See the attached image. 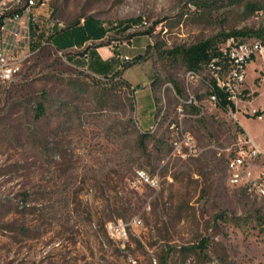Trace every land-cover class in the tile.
Returning <instances> with one entry per match:
<instances>
[{"label":"rangeland","instance_id":"1","mask_svg":"<svg viewBox=\"0 0 264 264\" xmlns=\"http://www.w3.org/2000/svg\"><path fill=\"white\" fill-rule=\"evenodd\" d=\"M36 14L44 29L113 25L121 74L79 70L32 30L37 49L0 88V264H264V193L233 185L226 166L240 136L264 151V59L246 66L237 120L174 52L237 30L263 40L264 0H45ZM188 136L198 151L184 155L174 140ZM183 247H196L185 263Z\"/></svg>","mask_w":264,"mask_h":264},{"label":"built area","instance_id":"2","mask_svg":"<svg viewBox=\"0 0 264 264\" xmlns=\"http://www.w3.org/2000/svg\"><path fill=\"white\" fill-rule=\"evenodd\" d=\"M38 6L41 5H35V0H0V88L8 86L19 75L26 58L37 49L32 46L36 42L32 38V30L35 29L37 35L44 32L48 36L52 27L57 24V21L52 20L45 29L42 28V20L36 17ZM46 36L42 44L49 42ZM255 57L264 59L263 40H248L242 36L229 35L220 43L216 55L200 69H189L186 74L192 77V80H208L209 101L212 103L219 104L218 94L213 91L215 87L225 91L229 100L226 109L239 120V104L243 101L242 94L246 85V66ZM123 58L127 60L129 56ZM192 105L201 107L197 98L192 101ZM178 107L185 115V107L181 104ZM251 113L258 119L263 116L257 108H253ZM150 127L154 128L153 125ZM183 145L188 149L183 152L184 155L198 151L191 136L174 140V148L178 152H181ZM232 149H237V156L226 161L229 181L233 185L243 187L250 195H253V190L264 192V151L249 135L240 136ZM137 173L139 180H144L152 186L158 184L156 177L144 170H138ZM140 222V219L136 220V223ZM118 232L120 238L127 237L126 224L122 221L119 223Z\"/></svg>","mask_w":264,"mask_h":264},{"label":"crops","instance_id":"3","mask_svg":"<svg viewBox=\"0 0 264 264\" xmlns=\"http://www.w3.org/2000/svg\"><path fill=\"white\" fill-rule=\"evenodd\" d=\"M42 6L36 8V13L42 10ZM102 25L105 23L103 22ZM83 28L84 21L82 20L70 29L56 33L52 38L65 51L67 61L77 69L97 77L111 75L120 69L121 53L113 48L111 43L105 42L108 33L112 31H108L105 35H102L99 30L94 32V20L91 28H86L88 30L86 36L81 33ZM57 29L60 27L58 26ZM149 120L150 118L146 120L147 123Z\"/></svg>","mask_w":264,"mask_h":264},{"label":"trees","instance_id":"4","mask_svg":"<svg viewBox=\"0 0 264 264\" xmlns=\"http://www.w3.org/2000/svg\"><path fill=\"white\" fill-rule=\"evenodd\" d=\"M257 9L256 5H250L249 10L250 11H255ZM140 17L137 18H130L128 19L126 22L121 21L118 22L116 25H119L120 27L118 29H121V32H124L126 30H128L130 27L134 26L135 24H137V22L140 20ZM94 20V32L96 31H100L102 35H105L108 31H111L112 28L114 27L113 25H102V21H100L99 19H96L92 16H88L85 17L83 19L84 21V28L82 29L81 33L83 35H87L88 34V30L86 29L91 28V24ZM79 23V22H78ZM77 23V24H78ZM70 25V26H63L60 27V29H57L58 25H54L52 27V31L49 33L48 36L45 35L44 32L40 33L38 36L40 37H44L46 36L47 39L50 41V38H53V36L60 32L63 31L65 29H70L71 27L77 25ZM252 33H250L249 30H237V31H233V32H228L226 34H220L218 36L215 37H211L208 38L206 40H203L199 43L193 44L187 48H178L176 50H174V52H177L183 59L185 65L187 66L188 69H200L213 55H216L218 53V48L221 42H223L229 35H237V36H241V35H250ZM259 35L263 36L262 33H259ZM264 38V36H263ZM87 39V38H85ZM264 41V39H263ZM57 50H62V48L57 44L56 46ZM121 74V69H117L116 71H114L111 75H106V76H118ZM104 76V77H106ZM126 83L129 84V82L126 81ZM214 92H216L218 94L219 97V105L222 108H227L228 104H229V100L227 99V95L225 93V91L215 87ZM37 108V114L40 116L42 114H44L45 112V104L43 102H39L36 106ZM153 110V106L150 107L149 111ZM148 111V112H149ZM147 114H142V124H147ZM147 133L148 132H144L141 133V140L144 141V139L147 137ZM240 219V218H238ZM201 249H203V247H201ZM192 250H196V247H183L180 249V253H181V260L183 263H185L187 261V258L190 254V252Z\"/></svg>","mask_w":264,"mask_h":264},{"label":"bare ground","instance_id":"5","mask_svg":"<svg viewBox=\"0 0 264 264\" xmlns=\"http://www.w3.org/2000/svg\"><path fill=\"white\" fill-rule=\"evenodd\" d=\"M44 1L45 0H35V5H42ZM36 17H37V14H36ZM236 156H237V153L234 156H232L230 159H235ZM253 191H257L259 193H264V192H261V190H253Z\"/></svg>","mask_w":264,"mask_h":264}]
</instances>
